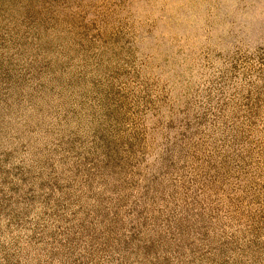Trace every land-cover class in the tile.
<instances>
[{"label":"rangeland","instance_id":"1","mask_svg":"<svg viewBox=\"0 0 264 264\" xmlns=\"http://www.w3.org/2000/svg\"><path fill=\"white\" fill-rule=\"evenodd\" d=\"M0 264H264V0H0Z\"/></svg>","mask_w":264,"mask_h":264}]
</instances>
